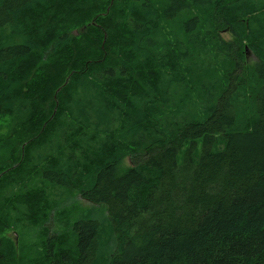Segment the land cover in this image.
I'll use <instances>...</instances> for the list:
<instances>
[{"label":"trees","instance_id":"1","mask_svg":"<svg viewBox=\"0 0 264 264\" xmlns=\"http://www.w3.org/2000/svg\"><path fill=\"white\" fill-rule=\"evenodd\" d=\"M263 12L264 0H0V264H31L20 227L48 240L51 264H264ZM48 184L107 219L72 222ZM63 221L72 258L51 234Z\"/></svg>","mask_w":264,"mask_h":264},{"label":"rangeland","instance_id":"2","mask_svg":"<svg viewBox=\"0 0 264 264\" xmlns=\"http://www.w3.org/2000/svg\"><path fill=\"white\" fill-rule=\"evenodd\" d=\"M73 4H74V2H73ZM73 4H69L65 1L57 2L55 4V9L57 11L68 10V7L70 9L74 6ZM260 15L262 17H260V16L259 17L264 20V12ZM229 37H230V35L225 34V38H229ZM250 58H254V55L252 53H250ZM9 119H10V117L6 116V117H4V120L2 121V127H1L2 130L0 131V138L1 139H2V137L7 136L10 133ZM123 164H124V166H128L129 164H131L129 158L125 157ZM47 189H49L51 192L54 193L53 198L55 200H65L64 204L66 205L67 209L69 208V212L74 216L72 222H74L76 220V218L78 216H80V214L88 212L89 210H92V209H95V212H94L95 214L93 217H95L96 219H99L101 222L103 220L107 219L106 218L107 215H106L105 209L103 207H98L97 205L90 203L89 201L83 199L77 193H74L72 195H69L68 193H66L62 198H60L61 194L63 193V190L60 189L59 186H58V188H54V187H52V185L48 184ZM105 225H106V227H108L107 222L105 223ZM20 228L18 229V232L22 235V234H24V232ZM22 228L25 231V228L23 226H22ZM34 228L35 227H32L30 229L28 228L27 231L30 230V232L27 233L26 237H24V236L21 237V235H20V238H22L21 250H22L23 256L25 257L26 263L46 264L47 262H49V264H51V262L54 259L52 258L51 262H50V260L47 258V252H45L48 240L46 241V239H44V236L42 234H40L39 231L32 230ZM37 228H39V227H37ZM14 229L15 228H12L10 231H12ZM53 230L54 231L56 230L60 233H63L60 236L63 238V241H64L63 247L67 250L66 254L69 255L68 256L69 258L75 257V255L73 254L74 251H73L72 240H70V241L66 240V237L71 236V234H72L71 229L69 227V221H63V223L62 222L53 223L52 229H51V234H53ZM10 233L15 238V241H16V233L15 232H10ZM42 233L45 234L46 237L50 234L49 231H45V230H43ZM54 244L55 245L53 246L54 247L53 252H54L55 259L61 260L62 256L65 254V252L61 253L58 250L57 242ZM113 247H114V242L112 241V242H110L109 245H107L105 247H100L96 252V256L98 254H100L99 259L105 260V255L110 254ZM102 263L106 264L105 262H102Z\"/></svg>","mask_w":264,"mask_h":264},{"label":"bare ground","instance_id":"3","mask_svg":"<svg viewBox=\"0 0 264 264\" xmlns=\"http://www.w3.org/2000/svg\"><path fill=\"white\" fill-rule=\"evenodd\" d=\"M52 16V15H51ZM87 174V173H86Z\"/></svg>","mask_w":264,"mask_h":264}]
</instances>
